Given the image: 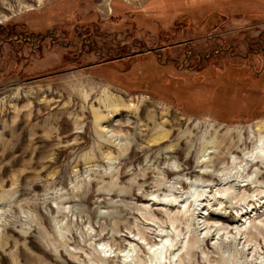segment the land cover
<instances>
[{
    "label": "rangeland",
    "instance_id": "obj_1",
    "mask_svg": "<svg viewBox=\"0 0 264 264\" xmlns=\"http://www.w3.org/2000/svg\"><path fill=\"white\" fill-rule=\"evenodd\" d=\"M0 28V264H163L167 234L165 264H264V0H0Z\"/></svg>",
    "mask_w": 264,
    "mask_h": 264
},
{
    "label": "bare ground",
    "instance_id": "obj_2",
    "mask_svg": "<svg viewBox=\"0 0 264 264\" xmlns=\"http://www.w3.org/2000/svg\"><path fill=\"white\" fill-rule=\"evenodd\" d=\"M109 97V96H108ZM107 98V97H106ZM115 98V97H114ZM114 98H109V99H107V100H105L104 102H103V105L107 108V109H110V110H113L114 112H117L118 111V107L119 106H124L125 105V103L124 102H121V101H119L118 99H114ZM120 99V98H119ZM122 101H124L123 99H121ZM124 103V104H123ZM126 107H128V106H126ZM129 108V107H128ZM257 123H259L258 121H257ZM262 125V124H261ZM264 125V124H263ZM256 126V125H255ZM252 152V153H251ZM250 153V155H248V154H246L245 155V153L243 154V155H245L244 156V160L246 161V163H245V165L247 166V164L248 163H250L253 159H252V157L253 158H255V156L257 157V155H258V157L259 156H261V157H264V135H260L259 137H258V140H257V142H256V145H255V147H254V149L251 151ZM253 154H254V156H253ZM159 159V158H158ZM256 159V158H255ZM166 161V160H165ZM245 169V168H244ZM230 182L231 183H235L236 182V179H232V180H230ZM243 182H245L244 180H239V183H243ZM194 185V183H192L191 184V186H193ZM192 196V198L194 199V204L196 205V207H194L193 208V211L194 210H198V212H197V214L196 215H199L200 217H203V215H205L206 214V212H203L204 210L205 211H208L209 210V205L207 206V204H203V200L204 199H201V195H194V194H192L191 195ZM216 196L214 195L212 198H215ZM188 198H190V196L189 197H186L185 199L183 198V200H181L180 201V205L178 206L179 208L181 207V204H183V206H184V204L186 203V201H187V199ZM209 198V197H208ZM173 201V200H172ZM192 201V200H191ZM200 201H202V202H200ZM176 201H174V203H175ZM166 204V203H165ZM193 204V205H194ZM190 204L187 206V208H189V209H191L190 207ZM211 208V207H210ZM186 209H184L183 210V212L185 211ZM211 210V209H210ZM212 211V210H211ZM214 211V210H213ZM185 213V212H184ZM186 213H187V211H186ZM190 213V212H189ZM189 213H187V215H189ZM192 213V212H191ZM195 214V213H194ZM194 216V215H193ZM196 219V218H195ZM212 221V220H211ZM207 222V221H206ZM249 226L251 227V228H253V231H254V225L251 223V221H248V223H247V225H245V229L247 228V231H249L248 230V228H249ZM195 228V227H194ZM240 229V228H239ZM238 229V230H239ZM244 229V230H245ZM256 229V228H255ZM216 230V229H215ZM251 230V229H250ZM219 232V231H218ZM252 233V232H251ZM255 233V232H254ZM247 234V233H246ZM239 236V235H238ZM163 237H166L164 240V242L163 243H161V246L160 247H157L155 250H153V253H154V255H155V261H158L159 260V262L161 261V258H162V256H163V259H164V262H163V264H165L166 263V258H167V255H166V252L169 250V245H172V242H173V240L172 239H169V244H165L166 243V241H168V234L167 235H162V238ZM162 238H161V240H160V242L161 241H163L162 240ZM156 250H158L157 252H156ZM150 251H151V248H150ZM172 255H174V253L172 254ZM113 258V257H112ZM129 262V261H128ZM156 263V262H155ZM159 264H162V263H159ZM169 264H171L170 262H169Z\"/></svg>",
    "mask_w": 264,
    "mask_h": 264
},
{
    "label": "flooded vegetation",
    "instance_id": "obj_3",
    "mask_svg": "<svg viewBox=\"0 0 264 264\" xmlns=\"http://www.w3.org/2000/svg\"><path fill=\"white\" fill-rule=\"evenodd\" d=\"M1 29V28H0ZM263 34H264V32H263ZM78 37H76V39H77ZM85 39H87L86 37H81V40L79 41L80 43H82V45H83V42H85L86 40ZM37 41V43L39 42V38H34L33 37V34L32 33H29L28 34V36L27 37H25V36H19V35H16V36H14L13 37V41H16V42H18V41H20V42H26V41H30V42H33V41ZM88 41V42H87ZM86 42L87 43H90L91 44V41L90 40H87ZM258 42L259 43H261V44H264V42H262V39H261V36L259 37V40H258ZM252 46L251 45H249L248 46V48H251ZM264 46H262V48H263ZM84 49H85V47H84V45L83 46H81L79 49H77V53L79 54H82L83 52H84ZM87 50H88V47L86 48ZM100 50H101V48H100ZM104 51H105V54L107 55V56H109L110 57V53H109V49L107 48H105L104 49ZM93 52L95 53V54H98L97 52H96V50H95V48H94V50H93ZM116 53H117V56H115L114 57V60H116V59H119V54L121 53V48H116Z\"/></svg>",
    "mask_w": 264,
    "mask_h": 264
}]
</instances>
